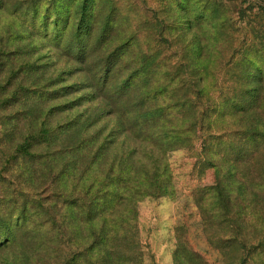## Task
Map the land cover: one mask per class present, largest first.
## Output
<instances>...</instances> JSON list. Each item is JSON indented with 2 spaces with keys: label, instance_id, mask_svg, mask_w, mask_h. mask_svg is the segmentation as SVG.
<instances>
[{
  "label": "rangeland",
  "instance_id": "1",
  "mask_svg": "<svg viewBox=\"0 0 264 264\" xmlns=\"http://www.w3.org/2000/svg\"><path fill=\"white\" fill-rule=\"evenodd\" d=\"M83 1L0 0V199H42L43 210L26 223L29 229L46 223L40 237L46 241L45 220L64 196L107 177L126 178L133 187L152 166L143 155L149 152L167 165L172 189L136 198L130 188L139 246L125 248L135 263L123 264H264V246L248 245L264 235V192L251 185L255 171L242 164V170L225 172L223 165L218 172L198 159L206 133L247 123L240 114L219 113L223 73L214 79L210 71L221 63L228 70L230 57L221 61L219 50L208 48L198 57L193 48L198 38L221 40L210 22L199 31L192 0H86L82 9ZM218 1L227 6L221 20L234 42L264 31L262 0ZM80 22L91 25L81 37L82 56L71 46ZM106 58L111 92L125 86L114 104L95 97L99 87H93ZM195 63L205 68L204 81ZM187 105H199L195 131ZM137 122L140 135L130 126ZM218 178L232 188L224 213L218 205L225 201L207 192ZM77 232L65 229L55 246L62 259L50 264H103L106 247L84 246Z\"/></svg>",
  "mask_w": 264,
  "mask_h": 264
},
{
  "label": "trees",
  "instance_id": "2",
  "mask_svg": "<svg viewBox=\"0 0 264 264\" xmlns=\"http://www.w3.org/2000/svg\"><path fill=\"white\" fill-rule=\"evenodd\" d=\"M262 1V8H264V0ZM85 3L86 0L83 1L82 9ZM192 3L194 4L193 20H195V26H198L199 31H203L207 23L210 22L214 33L221 39L217 42L203 43L198 38L199 41L193 46L197 56L199 50L201 53V49L208 48L213 51L219 50L221 61L224 57L225 59L230 57L226 63L231 65L228 70L224 72L220 70L221 63L220 66L218 65L210 71V75L214 79L216 73H223L225 76L223 77V74L221 76L222 84L219 86L217 94L221 107L219 113L222 117L240 114L239 116H243V121H247L242 127L225 130L222 134L206 133L201 140L199 162L202 167L219 166L218 172L223 165H226L225 172H228V170H242V164H246L251 167L250 170L255 171L254 178L256 180L251 185L264 192V31L255 35L258 32L256 30L253 38L246 37L244 41L234 42L233 39H230V34L225 33L227 27L221 20L224 17L222 13L227 9L225 4L218 0H192ZM253 5L255 6V3ZM84 19L83 17L82 21ZM191 26L188 25V27ZM56 27L58 24L55 25V32L59 31V28ZM90 29L91 25L89 26L88 22H80L76 29L77 40H73L74 43L71 46L77 48L79 56H82L86 45L85 39L81 37L86 36ZM223 46L224 48H222ZM105 61L104 76H94L93 87H99V94L95 97L104 99L108 104H114L117 97H123L125 86L118 85L119 92L116 95L111 92L106 72L109 70L110 60L106 58ZM194 67L203 76L201 81H204L206 76L202 70L205 68L200 63H195ZM193 105H187V110H193V130L195 131L196 123L202 119L197 115L199 105L194 107ZM206 116L209 117L208 114ZM145 118L141 114L140 122L143 126L145 124L142 121ZM140 122L130 125L138 135L142 129ZM209 123L211 122L209 121ZM177 143H181V140L179 139ZM143 155L152 166L145 173L144 171L147 169L142 171L140 177L134 180L133 187L129 185L126 178L119 180V176L116 178L107 177L99 184L94 181L88 184L83 182L80 187L81 194L77 193V196L74 193L64 196L61 211L57 210L55 214L49 213V218L45 220L49 223L50 229L48 231L50 238H47L46 241L44 238H40L45 231L42 229L46 223L33 226L31 229L27 228L29 225L26 223L36 213L43 210L42 199L22 197L19 202L20 197L16 201L10 200L9 203L3 199L6 195L2 194V199H0V264H50L52 258L61 260L59 248L55 249V246H59L61 243V237L65 234L67 227L78 231L79 238L85 242L84 246H92V249L106 247L107 255L103 258V264H113L114 262L123 264V261L135 263L133 258L127 256L129 252L125 250L128 246H139L133 223L136 210L133 204H129L133 195L130 194V188L136 189V198L143 195H165L172 189L171 175L167 172V165L161 167L157 161L159 157L153 156L149 152H145ZM248 166H246V170L249 172ZM160 171L163 174L167 172L166 176L164 174L165 180L161 178ZM220 180L221 178H218L216 184H209L207 192H213L215 197L217 195L219 202L225 201L218 205L223 212L232 202V197H230L232 188L222 184ZM227 191L229 192L228 196H226ZM20 195L28 194L20 189ZM13 202H15V206L9 207L8 204ZM225 215H229V219H232L230 213ZM239 240L246 243L242 236L241 238L233 237L234 242L240 243ZM248 245L264 246V235L262 239L249 242ZM31 258H35V260H31Z\"/></svg>",
  "mask_w": 264,
  "mask_h": 264
}]
</instances>
